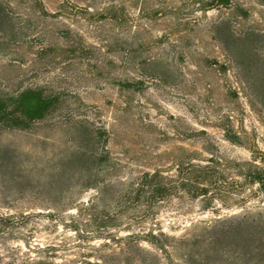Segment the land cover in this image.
I'll return each instance as SVG.
<instances>
[{
    "label": "rangeland",
    "instance_id": "rangeland-1",
    "mask_svg": "<svg viewBox=\"0 0 264 264\" xmlns=\"http://www.w3.org/2000/svg\"><path fill=\"white\" fill-rule=\"evenodd\" d=\"M263 222L264 0H0V264H264Z\"/></svg>",
    "mask_w": 264,
    "mask_h": 264
},
{
    "label": "trees",
    "instance_id": "trees-1",
    "mask_svg": "<svg viewBox=\"0 0 264 264\" xmlns=\"http://www.w3.org/2000/svg\"><path fill=\"white\" fill-rule=\"evenodd\" d=\"M92 147H93V145H91L89 142L83 141L82 143H80L79 146H77L73 149V151L71 152V155H72L71 158L80 159V157H83L86 154H91V156L95 155L91 151ZM88 171L86 170V173L91 175V171L90 170H88ZM68 174H69V176H73V175L75 176L78 173H77V171L70 170ZM234 217L241 218L242 216H234ZM260 232H261V235L264 236V222L262 223V225L260 227ZM160 235H162V233ZM159 248H162V247H159Z\"/></svg>",
    "mask_w": 264,
    "mask_h": 264
}]
</instances>
